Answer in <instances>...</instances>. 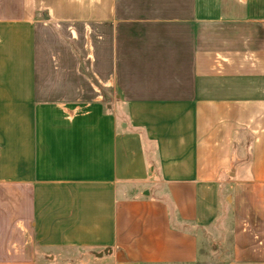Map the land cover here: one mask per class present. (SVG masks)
<instances>
[{
    "label": "crops",
    "instance_id": "crops-1",
    "mask_svg": "<svg viewBox=\"0 0 264 264\" xmlns=\"http://www.w3.org/2000/svg\"><path fill=\"white\" fill-rule=\"evenodd\" d=\"M228 220L264 264V0H0V264H196Z\"/></svg>",
    "mask_w": 264,
    "mask_h": 264
},
{
    "label": "rangeland",
    "instance_id": "rangeland-1",
    "mask_svg": "<svg viewBox=\"0 0 264 264\" xmlns=\"http://www.w3.org/2000/svg\"><path fill=\"white\" fill-rule=\"evenodd\" d=\"M92 40L95 42V37ZM75 41L80 47L85 41L83 34ZM105 105L104 109L107 111L108 104ZM198 234L200 236V259L196 264H226L230 260L231 236L229 220L219 228L201 229ZM171 253L170 250H162L158 255L165 258L166 256L169 257Z\"/></svg>",
    "mask_w": 264,
    "mask_h": 264
}]
</instances>
